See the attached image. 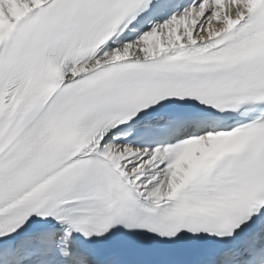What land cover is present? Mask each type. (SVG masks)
I'll list each match as a JSON object with an SVG mask.
<instances>
[{
    "label": "snow or ice",
    "instance_id": "snow-or-ice-1",
    "mask_svg": "<svg viewBox=\"0 0 264 264\" xmlns=\"http://www.w3.org/2000/svg\"><path fill=\"white\" fill-rule=\"evenodd\" d=\"M0 264H264V0H0Z\"/></svg>",
    "mask_w": 264,
    "mask_h": 264
}]
</instances>
